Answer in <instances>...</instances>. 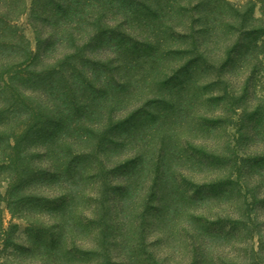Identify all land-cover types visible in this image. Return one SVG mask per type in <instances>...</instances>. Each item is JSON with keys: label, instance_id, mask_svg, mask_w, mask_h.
<instances>
[{"label": "rangeland", "instance_id": "obj_1", "mask_svg": "<svg viewBox=\"0 0 264 264\" xmlns=\"http://www.w3.org/2000/svg\"><path fill=\"white\" fill-rule=\"evenodd\" d=\"M39 1L27 0L18 33L39 56L36 75L58 79L68 65ZM228 1L208 21L206 8L171 22L127 17L104 49H86L109 79L81 65L58 79L55 105L42 83L27 89L33 115L7 129L19 132L23 182L3 205L1 260L100 264L101 253L108 264H177L183 249L195 264L208 242L210 262L264 264V6Z\"/></svg>", "mask_w": 264, "mask_h": 264}, {"label": "trees", "instance_id": "obj_2", "mask_svg": "<svg viewBox=\"0 0 264 264\" xmlns=\"http://www.w3.org/2000/svg\"><path fill=\"white\" fill-rule=\"evenodd\" d=\"M45 1L47 3V8L46 10L44 9V13L48 19L46 20L47 25H50L52 27L51 32L59 37L57 38V45L61 47V54L59 57L61 60L58 62H61L63 65H68L66 66V72H63L60 77H65L71 72H77L82 65L84 70L90 69V74L92 76L98 75L100 78L105 77L106 79H109L107 78L108 76H103L100 72V70L104 68L100 60L95 58V61H86L90 58L85 56L87 52L86 49L87 47H89V49L91 47H96V49L98 48L96 52L104 49L107 43L114 41V38H118L115 34V29L119 28V22L127 20V17H135L137 13L146 10L149 14L154 16L163 13V18L167 20L168 17V22H171L174 15L177 16V18L181 19L182 17L183 20H185V12L192 16L193 12L197 11L198 8H204V10L206 8L207 12H205V14H200L199 19L208 21L212 17V14H216L220 4L221 6L223 4H230L228 0ZM259 3L264 6V0L255 3L251 2L249 5L254 6ZM26 5L27 0H0V98L3 99V101L0 102V127L5 129L0 131L6 133V138L0 140V152H5V154L0 157V241L6 236L3 205L6 204L7 199L10 201V197H14L13 192L16 191L20 183L23 182L21 172L15 160V154L19 148V132L15 131L13 133L12 130L9 132L7 129L10 127V122L12 120L21 117V113L25 116L29 115V113L33 115L32 110H34V106L32 103L34 97L27 92V89L31 90V87L37 83H42L44 90L50 91L52 102L55 105L52 91L58 86V79L60 78H48L47 72L45 71H41V73H39L40 75H36L37 72L32 70L37 69L35 64L39 56L34 53L30 46H23L24 42H26V37L18 33L19 30L16 24L19 17L25 15ZM123 9L127 10L125 14L126 17L121 14ZM145 16H147L145 21L148 23L149 15L145 14ZM258 20L264 26V10L262 12V18ZM194 21L196 22V19H194ZM195 51L197 50L195 46H193L192 49L186 53L192 54ZM96 52H94V55ZM262 61L264 63V56ZM54 67L56 70V66ZM125 68L127 69V66H125ZM94 80H97V77H94ZM84 82L85 84H92L90 80H82L81 82H77V86H80ZM119 85L121 86V84ZM112 96H114L115 101L119 98V95ZM64 97L66 98V94ZM93 99H97V96H93ZM96 104L97 103H94V107L92 108L91 105L88 104V111H93ZM111 105L116 106L117 104ZM83 108L84 106L82 109ZM93 112L95 113V110ZM36 116L37 115H34L35 118ZM62 120L65 119L62 118ZM11 129L14 128L11 127ZM23 131L24 130H22L20 134H22ZM10 203L11 202H9V204ZM165 208V220L172 230L180 220L179 217L182 215V209L176 197L172 198L170 203L168 202V204H166ZM200 237L202 239L205 238V236L201 235ZM171 238L175 241L174 236L171 235ZM190 239L194 241L193 236L190 237ZM201 246L200 261H202V263H198L197 260L195 264H223L218 256L217 263L214 261L210 262L212 250L208 242ZM97 253H99V251H97ZM1 254L2 252H0V255ZM99 255L101 259L98 263L108 264L111 262L110 258H107L108 255L105 254V257L104 254L101 253ZM173 257L175 258L174 263L186 264V256L183 249L177 250V252L174 251ZM177 259H179L180 262H177ZM193 261L194 257L191 264H193ZM10 262L11 261L0 259V264H11ZM254 262V258H252L249 261L236 262L235 264H254Z\"/></svg>", "mask_w": 264, "mask_h": 264}]
</instances>
